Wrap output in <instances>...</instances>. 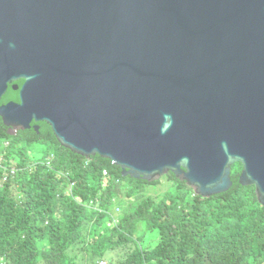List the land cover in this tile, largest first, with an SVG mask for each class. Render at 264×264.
<instances>
[{
  "label": "water",
  "instance_id": "1",
  "mask_svg": "<svg viewBox=\"0 0 264 264\" xmlns=\"http://www.w3.org/2000/svg\"><path fill=\"white\" fill-rule=\"evenodd\" d=\"M19 79L6 126L45 122L82 157L206 198L240 162L264 206V0H0V100Z\"/></svg>",
  "mask_w": 264,
  "mask_h": 264
},
{
  "label": "trees",
  "instance_id": "2",
  "mask_svg": "<svg viewBox=\"0 0 264 264\" xmlns=\"http://www.w3.org/2000/svg\"><path fill=\"white\" fill-rule=\"evenodd\" d=\"M37 143L53 149L35 158ZM0 161V264H264V206L255 186L240 184V162L231 188L212 197L172 172L175 193L143 196L161 179L125 177L99 154L82 157L45 122L40 136L11 134L1 117ZM117 202L123 210L114 214Z\"/></svg>",
  "mask_w": 264,
  "mask_h": 264
},
{
  "label": "rangeland",
  "instance_id": "3",
  "mask_svg": "<svg viewBox=\"0 0 264 264\" xmlns=\"http://www.w3.org/2000/svg\"><path fill=\"white\" fill-rule=\"evenodd\" d=\"M5 144L7 145V141L5 142ZM53 148L51 146L48 147V145H42V144H39L37 143L32 151H31V154L33 157L35 158H42L44 155L47 154V152H49V150H52ZM88 158V157H87ZM114 163V162H113ZM115 164V163H114ZM108 176V175H107ZM73 184V182L70 183V185ZM73 186V185H72ZM71 188V187H70ZM176 186L172 183V181L170 179L167 178L166 175L162 176L161 177V181L160 183L158 184H152V185H149L145 188L144 190V194L143 196H146V195H152V196H155L156 198H160L162 197L163 195H166L168 192L169 193H175V190H176ZM118 203V202H117ZM113 213L116 214L118 213L120 210L122 211L123 210V206L121 204H115L114 205V208H113ZM116 221L114 222H110L111 223H115ZM100 264H105L104 261H102Z\"/></svg>",
  "mask_w": 264,
  "mask_h": 264
},
{
  "label": "flooded vegetation",
  "instance_id": "4",
  "mask_svg": "<svg viewBox=\"0 0 264 264\" xmlns=\"http://www.w3.org/2000/svg\"><path fill=\"white\" fill-rule=\"evenodd\" d=\"M24 82H25V79H19V80H15V81L9 83L6 92L3 94V96L0 100V104H6L9 101L20 102V99H21L20 98V90H21V87L24 84ZM7 97H10V99L7 100ZM35 126H39L38 132L35 130ZM8 129H9V132L11 134H16L19 131H22V130H14L10 127H8ZM40 129H41V122L33 120L31 122L30 128H27L23 131H29V132L36 131L38 133V135L40 136Z\"/></svg>",
  "mask_w": 264,
  "mask_h": 264
},
{
  "label": "built area",
  "instance_id": "5",
  "mask_svg": "<svg viewBox=\"0 0 264 264\" xmlns=\"http://www.w3.org/2000/svg\"><path fill=\"white\" fill-rule=\"evenodd\" d=\"M7 144H8V143H7ZM2 160H4V159H2ZM0 162H1V161H0ZM0 165H1V164H0ZM6 169H7V173L10 172V175H13L14 173L17 172L16 168H14V167H11V168H8V167H7ZM10 175L5 174L4 179H5V180L8 179ZM104 175H106V176L109 175V173H108L107 170H104ZM72 185H73V184H71L70 187H72Z\"/></svg>",
  "mask_w": 264,
  "mask_h": 264
}]
</instances>
